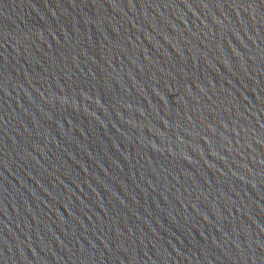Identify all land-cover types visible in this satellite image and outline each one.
Listing matches in <instances>:
<instances>
[{
	"label": "water",
	"instance_id": "water-1",
	"mask_svg": "<svg viewBox=\"0 0 264 264\" xmlns=\"http://www.w3.org/2000/svg\"><path fill=\"white\" fill-rule=\"evenodd\" d=\"M0 264H264V0H0Z\"/></svg>",
	"mask_w": 264,
	"mask_h": 264
}]
</instances>
